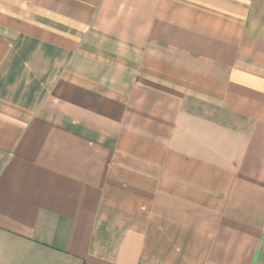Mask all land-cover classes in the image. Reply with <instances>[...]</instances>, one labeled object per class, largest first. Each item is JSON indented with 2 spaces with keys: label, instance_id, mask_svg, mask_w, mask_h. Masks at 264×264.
<instances>
[{
  "label": "crops",
  "instance_id": "0c3cea01",
  "mask_svg": "<svg viewBox=\"0 0 264 264\" xmlns=\"http://www.w3.org/2000/svg\"><path fill=\"white\" fill-rule=\"evenodd\" d=\"M0 264H264V0H0Z\"/></svg>",
  "mask_w": 264,
  "mask_h": 264
}]
</instances>
